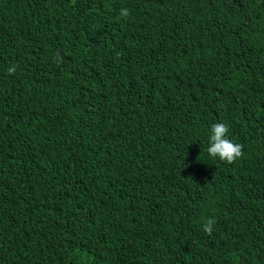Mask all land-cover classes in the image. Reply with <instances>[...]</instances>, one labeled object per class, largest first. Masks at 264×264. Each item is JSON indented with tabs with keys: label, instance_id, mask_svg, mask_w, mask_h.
<instances>
[{
	"label": "trees",
	"instance_id": "obj_1",
	"mask_svg": "<svg viewBox=\"0 0 264 264\" xmlns=\"http://www.w3.org/2000/svg\"><path fill=\"white\" fill-rule=\"evenodd\" d=\"M0 264H264V0H0Z\"/></svg>",
	"mask_w": 264,
	"mask_h": 264
},
{
	"label": "clouds",
	"instance_id": "obj_2",
	"mask_svg": "<svg viewBox=\"0 0 264 264\" xmlns=\"http://www.w3.org/2000/svg\"><path fill=\"white\" fill-rule=\"evenodd\" d=\"M120 16L128 15L127 9H121ZM12 69H9L11 71ZM227 126L224 123H214L208 131V146L206 149L209 158L232 161L241 155L240 145L231 142L227 135ZM212 222L205 224V230L211 231Z\"/></svg>",
	"mask_w": 264,
	"mask_h": 264
}]
</instances>
